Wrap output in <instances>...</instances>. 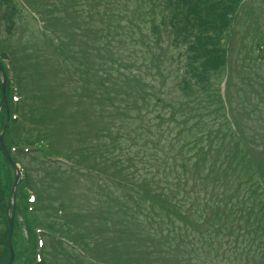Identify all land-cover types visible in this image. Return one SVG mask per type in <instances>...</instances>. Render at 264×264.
<instances>
[{
    "label": "trees",
    "instance_id": "obj_1",
    "mask_svg": "<svg viewBox=\"0 0 264 264\" xmlns=\"http://www.w3.org/2000/svg\"><path fill=\"white\" fill-rule=\"evenodd\" d=\"M78 1L73 11L62 13L69 16L64 21L72 23V29L62 34L59 33L62 29L52 30V36L64 59L73 66L67 72L77 82H72L76 106L81 109L83 99H89L96 101L98 105L94 107L101 109L98 134L93 136L87 131L90 123L87 113L82 123H73L81 147L71 154L60 152L55 143L49 142L56 130L52 126L54 121L44 118L37 107L21 115L20 121L13 119V102L9 98L13 89L8 82L4 141L10 152L15 148L20 154L26 148H36L49 158H63L74 165L70 171L96 177L98 186L111 182L130 188L132 184L129 196H117L119 189L114 192L110 189L106 204L91 205L89 215L85 209L80 210L62 224L65 235L74 241H82L94 252L110 248L113 253L107 262L99 253L101 250L89 256V262H83L264 264V185L259 179L264 171L245 144L242 131L232 129L221 94L232 16L243 0H140L139 8L144 7L136 11L140 20L158 21L170 46L179 50V54L172 56L171 63H178L172 84L169 80L173 77L159 64L160 57L152 56L150 51L139 52L127 43L124 33L130 27L129 21L125 25L105 22L104 31L97 24L108 14L95 11L93 0ZM146 1H154L152 10L147 8ZM3 2L8 7L3 21L11 35L17 11L10 8L13 0ZM121 2L110 0L118 13L123 10ZM87 5L91 9L82 14L80 8ZM96 7H100V2ZM136 12L126 9L125 15L135 16ZM139 31L141 39H135L132 34L131 42L134 46H148L149 37L142 38L140 28ZM162 43L163 39L157 45L162 47ZM8 54L0 51L1 60H7ZM2 93L0 75V105ZM175 93L178 95L172 97ZM261 95L264 96L262 92ZM126 96L130 102H117L118 97ZM27 97L25 103L31 101ZM251 97L257 98L251 94L249 104L253 102ZM250 107L249 121L257 122L253 113L257 105ZM69 119L73 120V116ZM33 120L41 122L39 128H43L34 140L24 137ZM146 134L149 136L144 137ZM106 140H113L112 144L106 145ZM230 141L233 144L228 149ZM13 160L20 164L23 159L13 154ZM13 174L16 177L0 144V264H9L10 260L9 201ZM34 188L27 171L17 188L14 264L22 259L23 264H34L41 227L57 232L54 223L41 219L40 203L31 210L30 192L38 194ZM43 197L42 193L38 196L40 202ZM245 207L253 213L242 216L239 210ZM80 218L92 220L91 228L97 224V234L86 240L82 232L85 229L75 226ZM108 224L112 227L106 228ZM122 244L129 245L128 251H119ZM63 245L53 244L43 264H53L54 255L65 250ZM73 257L80 262L81 259Z\"/></svg>",
    "mask_w": 264,
    "mask_h": 264
},
{
    "label": "rangeland",
    "instance_id": "obj_2",
    "mask_svg": "<svg viewBox=\"0 0 264 264\" xmlns=\"http://www.w3.org/2000/svg\"><path fill=\"white\" fill-rule=\"evenodd\" d=\"M13 1L14 3L10 5V8L15 7L17 11L15 26L11 35H9L7 33V26L2 25L0 21V37L4 39L0 41V50L9 53L8 55L12 59L15 68L17 78L14 85L19 89L18 94L15 96L18 97V103H20V114H18L23 116L24 113L30 112V109H33V107H37V111H40L44 115V118H49L54 121L52 126L56 127V130L54 131L55 134L53 140L50 139L49 142L55 143L60 152L65 153V151H67L68 154H71L81 147L78 129L74 130L73 127L74 122L79 123L81 120L85 119V116L88 113L89 115L87 117L90 119V123L87 127V131L95 136L98 134L101 127L99 123L101 116L99 112L101 109L98 106L94 107V105H98L96 104V101L83 99L81 109L76 106V97L72 94V82H75L76 84L77 82L73 80L67 72L72 69L73 66L67 59H64L65 56L62 51L58 49V45H56L57 41L54 40V35L50 38L52 30L54 32L62 29L59 32L62 34L72 29V23L64 21L65 17L68 18L69 16L66 13H62L71 10L73 11V8L79 4V1ZM93 1L95 5L93 8L95 11L99 10V13L104 12L108 14V17L106 18L102 16L104 21H99L97 26L106 31L107 27L103 26L105 22H108L109 24L112 22L125 25L129 21L130 27L126 30V33H124L127 43L133 46V49H138L139 52L148 54L150 51L152 56L155 54L160 57L159 64L161 65L162 70L167 68L166 72H169L173 77L169 80V83L172 84L174 77H176L178 65V63L174 65L171 63L174 59L172 56L179 54V50L170 46L168 38L165 36V31L163 28L159 27L160 23L158 21L151 23L149 21L143 22L140 20L138 17L139 12L136 11H138L139 8L138 4H141L142 1L122 0L120 5L123 10L120 13H118L117 7L110 3V0H106L105 2H103L104 0ZM98 2H100V7H96ZM128 2L130 3L128 4ZM153 2H145L149 10H152ZM157 3L158 2L156 1L155 5H157ZM127 4L129 8H127ZM140 8L144 9V7ZM6 9H8L7 6ZM56 9L60 10L59 13ZM89 9L91 8L87 5L86 8H80V11L83 14V11L86 13ZM126 9H129L130 12L133 13L136 12L135 16L130 14L125 15ZM84 16L86 15L84 14ZM74 18L76 19V17ZM155 26H157L158 29L154 30ZM5 27L6 32L4 31ZM139 28L142 33V38L143 36L149 37L148 46L142 44L139 46L136 44V46H134L131 42L133 37L132 34H134L135 39H141L139 36ZM231 31L232 32L229 36L230 39L228 41L230 42L228 46L231 49L229 60L230 65L224 70L226 72L225 104L228 108L229 117H231V120L236 125V120L238 121L239 128L245 135V144L248 145V148L255 155L257 163L261 167L260 169H263L264 171V96L262 97L261 95V92L264 94V0H249L235 19V25L232 27ZM45 37H49V39H46ZM161 39L164 40L162 47L157 45ZM11 54H13V56ZM115 54L118 55L117 52H115ZM141 55L142 54L139 56ZM122 56L127 57L128 54L122 53ZM169 59L171 60L169 61ZM93 60L94 59H92V61ZM251 94H255L259 98L251 97L253 101L251 104L257 105V108L253 110L257 122L248 121L249 116L252 113L250 107L251 104L248 103ZM28 95L31 101L25 103V100L23 101V99L25 97L27 99ZM177 95V93L174 95L171 94L172 97ZM10 97L12 98V94H9V98ZM6 99L8 98L5 96L4 104L2 100L0 105V134H2L4 144L6 132L4 127L6 120ZM117 102L127 104V102H130V98H128V96L122 97V99L118 97ZM232 114L234 118L231 116ZM71 116H73L74 121L69 119ZM58 117L62 118L59 120ZM244 118L247 120H244ZM107 120H109L108 116L106 117V121ZM58 121L60 122L58 123ZM107 125L110 126V123ZM39 126H42L41 122L37 123L35 120L31 121L27 130L24 132V137L33 140L37 139L39 132L43 130V128H39ZM133 126L136 127V123H134ZM148 136L149 135L146 134L144 137ZM83 138H85L86 141L89 140V136L84 135ZM112 141L113 140H106V142L103 141L102 144L105 142L106 145H110L112 144ZM229 143L230 144L227 148L231 149L230 147H232L233 142L230 141ZM16 156L17 158L23 159L22 163L19 164V167H24L26 172L28 171V175L38 189V194L37 191H34V193L38 196L42 193L44 196L42 202H40V198L38 200V203H40L43 210V213H40L41 219L54 223L55 226H57L55 228L57 232H50L53 237L57 239L60 236L58 233H60L62 234V237L65 238L63 241V243L65 242L63 245L65 250L54 255L53 262L55 264H85L83 262L84 260L89 262V256L95 255L96 252L101 249L94 252L82 241H74L73 238L65 235L66 230H64L63 227L61 228L62 224L64 225L66 218H72L73 214L80 210L82 211L85 209L86 215H89L91 205L97 206L96 204H106L107 196L111 191L114 192V190L119 189L120 194L117 196H129L132 193V184H130V188H122L121 185L115 186L111 184V182H102L100 186H98L96 177L89 175L84 176L81 173L70 171L72 169L71 167H60L58 164H53V162L46 159L40 151H28L25 154H16ZM262 174V178L259 175V179L263 186L264 173ZM14 177L15 175L13 174L12 179H14L15 184L16 177ZM231 183L234 184L232 181ZM93 185L98 188L96 189ZM17 188L14 199L16 209L18 207ZM99 189H101V191H97ZM60 208L61 210H59ZM239 212L242 216L251 215L253 213L246 207L240 209ZM77 222L79 221L77 220ZM91 223L92 220L89 221L86 218H80V222L75 225L76 227L85 229L82 230V232L83 237L86 238V240L89 239L91 234H97L98 231L95 229L97 224H94L93 228H91ZM110 227L112 226L109 224L106 225V228ZM73 229L74 227L72 230ZM41 230H43L40 235L41 239L44 241V246H39L38 252L40 253L42 260H45L50 253L51 246L58 241H56V239L53 240L52 238H45L48 233L44 231L43 227H41ZM99 236L100 234L97 237ZM106 236L107 234L104 235V237ZM94 245L93 248L96 247ZM118 249L120 252H126L129 249V245L122 244ZM99 253L102 256V259L106 262L112 259L113 253L110 248H103ZM70 255H72V257H70ZM73 256L81 259L80 262L77 260L75 261ZM92 261L94 264H98L95 260ZM24 262L25 261L22 259L21 261L16 262V264H23Z\"/></svg>",
    "mask_w": 264,
    "mask_h": 264
},
{
    "label": "water",
    "instance_id": "obj_3",
    "mask_svg": "<svg viewBox=\"0 0 264 264\" xmlns=\"http://www.w3.org/2000/svg\"><path fill=\"white\" fill-rule=\"evenodd\" d=\"M0 68H1V65H0ZM5 85H6V80H5V77L3 76V91L5 92ZM0 140L2 142V135H0ZM4 150V154L7 158V160L9 161V163L15 167V169L18 171L17 167L14 165V163L12 162V160L10 159L9 157V154L7 152V150H5V148H3ZM20 181V174H19V171H18V176H17V181L15 182L14 184V187H13V191H12V194H11V203L13 204V207H14V197H15V189L17 187V184L19 183ZM9 224H10V235H9V251H10V261H9V264H13L14 262V259H15V253H14V249H13V245H12V237H13V231H14V209H13V214L12 216L9 218Z\"/></svg>",
    "mask_w": 264,
    "mask_h": 264
}]
</instances>
